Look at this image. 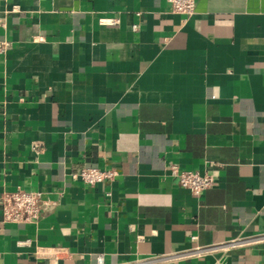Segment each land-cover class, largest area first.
<instances>
[{"label":"crops","instance_id":"0c3cea01","mask_svg":"<svg viewBox=\"0 0 264 264\" xmlns=\"http://www.w3.org/2000/svg\"><path fill=\"white\" fill-rule=\"evenodd\" d=\"M172 167L213 185L194 196ZM86 168L117 177L85 185ZM18 189L45 210L0 211V264H264V0L188 18L166 0H0V196Z\"/></svg>","mask_w":264,"mask_h":264},{"label":"built area","instance_id":"2783aa9c","mask_svg":"<svg viewBox=\"0 0 264 264\" xmlns=\"http://www.w3.org/2000/svg\"><path fill=\"white\" fill-rule=\"evenodd\" d=\"M173 13L191 17L195 13L196 0H166ZM115 20H107L106 24H114ZM173 173L177 174L179 185L188 190L192 195L199 197L205 190L213 185V180L208 174H200L194 171H176L172 167ZM117 172L113 169L86 168L74 175V178L85 185L95 186L109 183L115 180ZM45 210V205L41 201V194L18 189L14 192H6L0 196L1 220L3 223H31L36 221ZM256 238L255 240H259ZM264 239V236L261 237ZM254 241V240H253ZM243 242L232 241L227 244L215 247H199L194 253L200 254L213 249H225ZM27 244V242H24ZM97 264H102V257H97Z\"/></svg>","mask_w":264,"mask_h":264}]
</instances>
